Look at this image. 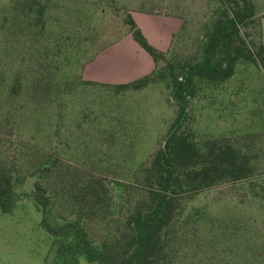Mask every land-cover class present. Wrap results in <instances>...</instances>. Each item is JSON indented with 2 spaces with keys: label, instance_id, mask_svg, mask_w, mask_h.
I'll list each match as a JSON object with an SVG mask.
<instances>
[{
  "label": "trees",
  "instance_id": "obj_1",
  "mask_svg": "<svg viewBox=\"0 0 264 264\" xmlns=\"http://www.w3.org/2000/svg\"><path fill=\"white\" fill-rule=\"evenodd\" d=\"M5 4L0 11V47L9 51L15 44L23 46L32 61H22L4 85V92L0 91V212H10L20 199L15 183L22 181V168L17 165L21 160L37 177L30 197L41 212L42 226L54 238L60 264H187L182 260V240L189 234L199 238L202 223L212 219L203 206L191 205L199 193L244 181L251 198L264 204V178L257 177L261 149L252 147L250 136L198 140L192 129L193 100L202 84L216 86L227 81L240 61L264 71V44L254 42L249 31L256 25L254 0H212L192 38L193 49L186 55L173 48L175 41L187 42L191 36L185 19L172 34L167 50L162 51L148 42L127 12L128 34L154 62L149 73L131 81L84 79L83 67L94 57L85 62L79 77L82 84L107 85L119 93L163 82L175 107L157 148L136 170L118 180L65 165L57 146L40 151L19 141L20 147L15 149L18 160L14 158L10 138H15L17 127L14 117L4 119L3 114L14 116L24 100L37 104L36 93L53 100L66 88L63 91L40 63L49 54V45L45 49L40 44L48 32L53 2L6 0ZM60 197L67 205L57 213L54 206ZM93 229L100 230L97 236L91 234ZM229 229L231 237L239 239L240 234L244 238L238 244L243 251L242 264H264V236H246L238 226ZM189 249L193 250L191 257L199 258L202 264L207 251L191 245ZM206 258L210 261L214 257Z\"/></svg>",
  "mask_w": 264,
  "mask_h": 264
},
{
  "label": "rangeland",
  "instance_id": "obj_2",
  "mask_svg": "<svg viewBox=\"0 0 264 264\" xmlns=\"http://www.w3.org/2000/svg\"><path fill=\"white\" fill-rule=\"evenodd\" d=\"M51 1L54 5L48 12V32L40 44L44 48L49 45V54L40 63L42 70L59 82L63 91L66 89L53 100L36 93L37 104L24 100L20 105L23 108L14 116L3 114L4 119L14 117L17 127L15 138H10V151L18 160L15 149L20 147L19 141L26 148L37 146L40 151L57 146L65 165L104 174L108 180L125 179L157 148L175 107L168 100L163 82L117 93L107 85L82 84V67L106 47L130 36L124 21L127 12L132 17L143 12L171 15L181 22L185 19L191 36L185 39L187 42L175 41L173 48L180 55L190 53L192 38L209 13L212 0ZM5 3L0 0V11ZM254 4L256 25L249 30L250 38L264 44V0H254ZM64 37H69L67 43ZM25 51L16 44L9 51L0 47L2 93L21 62L31 60ZM193 113L192 129L198 140L249 135L252 147L261 149L257 177L264 178V71L240 61L227 81L216 86L201 85L193 100ZM17 165L22 168V181L15 183L20 199L10 212H0V264H60L54 238L42 226L41 212L30 197L37 177L28 164L19 160ZM62 198L54 212L66 207ZM191 205L203 206L212 219L202 223L199 238L189 234L182 240V260L187 264L201 262L191 257L190 245L207 251L203 252L202 264H242L243 251L238 244L244 238L240 234L239 239L231 237L229 227L238 226L246 236H264V204L251 198L244 181L205 190ZM99 229L91 230V234L97 236ZM208 256L214 258L207 261Z\"/></svg>",
  "mask_w": 264,
  "mask_h": 264
},
{
  "label": "crops",
  "instance_id": "obj_3",
  "mask_svg": "<svg viewBox=\"0 0 264 264\" xmlns=\"http://www.w3.org/2000/svg\"><path fill=\"white\" fill-rule=\"evenodd\" d=\"M133 19L148 42L159 50L169 47L172 34L181 26L174 16L139 12ZM154 68L151 56L131 37L115 42L87 62L82 71L84 79L104 82H128L149 73Z\"/></svg>",
  "mask_w": 264,
  "mask_h": 264
}]
</instances>
